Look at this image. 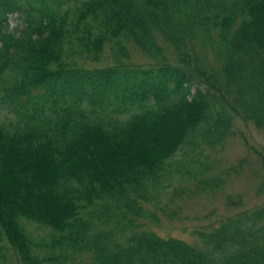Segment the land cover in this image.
Masks as SVG:
<instances>
[{
	"label": "trees",
	"instance_id": "1",
	"mask_svg": "<svg viewBox=\"0 0 264 264\" xmlns=\"http://www.w3.org/2000/svg\"><path fill=\"white\" fill-rule=\"evenodd\" d=\"M238 120L264 134V0H0V264H264V201L157 224L245 166L207 153Z\"/></svg>",
	"mask_w": 264,
	"mask_h": 264
},
{
	"label": "rangeland",
	"instance_id": "2",
	"mask_svg": "<svg viewBox=\"0 0 264 264\" xmlns=\"http://www.w3.org/2000/svg\"><path fill=\"white\" fill-rule=\"evenodd\" d=\"M16 22V15H12L10 18L11 26L15 25ZM130 55L131 60L136 63L152 61L151 57L134 45L130 46ZM259 151L264 153V134L252 123L236 121L232 125L231 133L225 143L219 146L216 152L208 150L207 153L211 158H216L215 170L223 174L225 170L243 158H246L247 161L245 166L237 174L224 177L222 174L225 185L218 192L202 193L196 191L191 186L192 182L183 184V190L179 189L182 186L173 185L166 195L171 194L170 196L174 197L168 209L170 208L176 215L165 216L159 212L160 221L157 223L159 229L167 234L190 240L192 239L190 233L195 228H206L209 223L214 224L221 217L262 203L264 201V171L261 168ZM253 172L256 177L253 176ZM175 188L178 189L177 192H175ZM173 192L177 194L175 195ZM228 195L234 197L239 195L241 202L228 206L226 203ZM28 226L37 231L34 225L29 224Z\"/></svg>",
	"mask_w": 264,
	"mask_h": 264
}]
</instances>
